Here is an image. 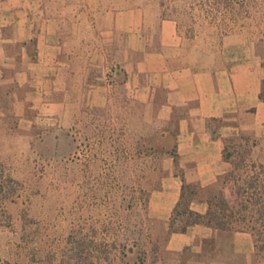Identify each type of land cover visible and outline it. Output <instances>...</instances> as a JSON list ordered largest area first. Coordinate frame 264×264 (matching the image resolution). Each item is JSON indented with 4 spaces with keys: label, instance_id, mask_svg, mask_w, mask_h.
<instances>
[{
    "label": "crops",
    "instance_id": "0c3cea01",
    "mask_svg": "<svg viewBox=\"0 0 264 264\" xmlns=\"http://www.w3.org/2000/svg\"><path fill=\"white\" fill-rule=\"evenodd\" d=\"M92 1L64 14L63 0H0V134L122 101L126 131L160 150L147 212L166 232L164 264H264L250 232L174 214L182 192L201 215L216 187L229 195L228 143L264 158V56L242 39H197L155 0Z\"/></svg>",
    "mask_w": 264,
    "mask_h": 264
},
{
    "label": "rangeland",
    "instance_id": "374dc122",
    "mask_svg": "<svg viewBox=\"0 0 264 264\" xmlns=\"http://www.w3.org/2000/svg\"><path fill=\"white\" fill-rule=\"evenodd\" d=\"M63 1L64 14H88L95 7L92 0L90 5ZM155 1L162 16L197 39L213 45L223 38L242 39L264 56V0ZM121 108L122 101L86 107L68 126L63 120L53 129L44 125L33 133L0 134V175L11 179L0 191V264H65L72 240L81 242L82 262L98 264V255L110 254L111 264H138L136 253L122 257L112 246L132 244V231L145 216L143 200L161 171L158 153L126 131ZM227 146L239 177L252 174V163L264 164L249 147ZM165 237L152 222L143 239H134L148 249L141 264H164Z\"/></svg>",
    "mask_w": 264,
    "mask_h": 264
},
{
    "label": "trees",
    "instance_id": "16d2710c",
    "mask_svg": "<svg viewBox=\"0 0 264 264\" xmlns=\"http://www.w3.org/2000/svg\"><path fill=\"white\" fill-rule=\"evenodd\" d=\"M261 97L264 98V92L262 91ZM144 147L150 151H154L159 154L160 150L153 148L151 145L147 146L144 143ZM224 157L230 159L232 162V170L222 178V185L228 186L229 195L225 196L224 193L219 189L212 196L207 199L208 210L206 214L201 215L188 210L187 205L190 202V198L185 196L182 192L180 201L174 214L180 212H186L188 214V223L203 222L208 225H212L220 230H244L251 233L253 237L254 250L257 257L264 259V179L261 178L264 175V164L252 163V174L246 175L245 177H239L235 174V162L231 159L232 153L228 150V146L225 147ZM234 164V165H233ZM257 168V169H256ZM10 178H4L0 175V191L5 189L10 182ZM188 188L189 191L193 192L197 187L192 185L183 184V188ZM149 196V194H148ZM148 196L143 200V209L145 210V216L141 220L140 225L137 229L132 231L131 235H135L132 244L121 242L120 244H113L112 247L122 254V257L128 253H136L137 263L141 264L144 262L148 249L146 248L145 242L134 241V239L141 240L143 236H146L152 225L153 220L148 216ZM166 240V237H165ZM81 242L72 240L71 247L64 260L65 264H92L81 260L80 249ZM121 247V248H120ZM94 252H104L107 254L110 251L103 247L90 246L89 248ZM153 251L154 249L151 248ZM98 255V254H97ZM110 254L97 256L98 264H111L112 260H109ZM103 259V260H102ZM108 259V261H106ZM65 261V262H64ZM3 264H15L9 261Z\"/></svg>",
    "mask_w": 264,
    "mask_h": 264
}]
</instances>
